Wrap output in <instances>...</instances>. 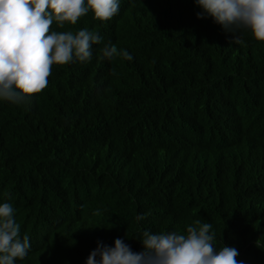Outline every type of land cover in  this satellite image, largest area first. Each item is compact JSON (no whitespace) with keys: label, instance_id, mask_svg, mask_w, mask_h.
<instances>
[{"label":"trees","instance_id":"trees-1","mask_svg":"<svg viewBox=\"0 0 264 264\" xmlns=\"http://www.w3.org/2000/svg\"><path fill=\"white\" fill-rule=\"evenodd\" d=\"M201 11L120 0L108 21L53 22L103 39L90 61L54 64L28 103L0 99V204L31 244L16 264H86L116 238L140 252L145 230L185 233L196 219L217 249L264 264V42L238 30L237 44ZM105 45L133 59L108 60Z\"/></svg>","mask_w":264,"mask_h":264},{"label":"clouds","instance_id":"clouds-1","mask_svg":"<svg viewBox=\"0 0 264 264\" xmlns=\"http://www.w3.org/2000/svg\"><path fill=\"white\" fill-rule=\"evenodd\" d=\"M195 3L203 10L197 13L198 18L211 16L225 31L249 30L264 42V0ZM89 10L96 19L108 21L119 13L120 0H0V99L17 105L28 103L30 96L47 88L54 64L90 61L93 45L103 39L97 32L87 28L75 34L51 30L54 21L60 27L65 22L75 25ZM233 41L243 43L236 34ZM102 53L108 60L133 59L116 45H105ZM136 219L144 220L145 215ZM212 227L196 219L185 233L145 230L139 239L143 245L140 252H134L122 238L115 239L114 247L98 241L86 264H244L237 259L240 253L235 247L217 249ZM30 247L29 236H20L13 205L0 204V264H16L17 258L23 260L28 255Z\"/></svg>","mask_w":264,"mask_h":264}]
</instances>
